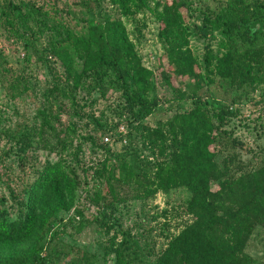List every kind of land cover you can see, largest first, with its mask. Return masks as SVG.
Listing matches in <instances>:
<instances>
[{
  "label": "trees",
  "instance_id": "obj_1",
  "mask_svg": "<svg viewBox=\"0 0 264 264\" xmlns=\"http://www.w3.org/2000/svg\"><path fill=\"white\" fill-rule=\"evenodd\" d=\"M104 1L120 16L143 9L151 12L166 58L159 78L170 89L178 91L172 84L175 79L198 80L210 74L233 86L264 85V0H223L217 10L204 7L200 24L194 28L201 37L217 31L220 39L216 52L204 46L201 65L188 48L190 0ZM19 11V4L6 0L2 13ZM56 33L59 38L48 43L47 53L62 66L71 103L74 92L83 87L95 90L101 98L115 93V113L126 121L125 142L118 135V152L107 146L112 140L100 145L107 156L92 174L102 178L104 185L88 197L90 202L98 206L106 194L113 201L123 200L114 192L116 184L130 188V198L185 188L184 210L191 220L167 240L155 263L250 264L246 242L255 226L264 227V162L247 168L239 159L235 151L239 141L223 128L235 111L225 107L211 111L199 99L151 127L143 120L158 104L152 73L141 64L119 17H90L82 31L62 27ZM57 89L52 86L48 92ZM40 114L37 140L43 148L55 141L58 157L29 169L18 213L9 215L0 208V264H49L43 250L57 232L56 214L68 211L77 197L79 179L74 164L80 161V145L76 143L71 152L72 161L63 157L61 152L72 144L71 139L67 134L45 135L51 123L48 114ZM256 118L264 135V101ZM66 129L73 132L72 127ZM29 139L21 140L29 146ZM135 141L148 152L142 160ZM100 206L103 210L111 203ZM110 252L111 264H129L125 241L110 243Z\"/></svg>",
  "mask_w": 264,
  "mask_h": 264
},
{
  "label": "rangeland",
  "instance_id": "obj_2",
  "mask_svg": "<svg viewBox=\"0 0 264 264\" xmlns=\"http://www.w3.org/2000/svg\"><path fill=\"white\" fill-rule=\"evenodd\" d=\"M10 1L19 4L20 11L3 15L6 0H0V208L9 215L18 213L21 187L29 169L58 157L55 141L47 142L43 148L35 134L42 120L40 111H44L51 123L45 135L67 134L71 139L72 144L61 152L63 157L72 161L71 152L76 143L80 145V161L74 164L79 179L77 197L68 211L56 214L57 232L47 239L43 250L49 264H111L110 243L121 241L129 246V264H156L155 258L167 240L191 220L184 210L188 192L177 187L156 191L146 198H130L131 189L116 184L114 192L123 200L113 201L106 194L98 206L90 202L88 197L104 185L102 178L92 174L107 156L100 147L102 137L110 136L112 142L107 146L111 152H118L121 143L117 126L126 125V121L115 113V93L101 98L95 90L83 87L74 92L71 103L62 66L47 53L48 43L59 38L56 32L62 27L82 31L90 17H119L141 64L152 73L158 104L143 122L155 126L199 99L211 111L224 107L234 110L235 115L226 120L223 128L239 141L235 151L247 168L264 162V135L261 121L256 118L264 101V85L233 86L210 74L198 80L175 79L172 84L178 91L170 89L159 78V70L166 62L164 45L148 9L120 16L104 0ZM222 1L190 0L188 48L199 65L204 46L216 52L220 36L213 31L201 37L194 25L200 24L205 6L217 10ZM52 86L58 89L48 92ZM67 127H72L73 132ZM25 137L30 138L29 146L21 140ZM133 144L142 160L147 150L138 141ZM106 202L111 206L102 210L100 205ZM244 250L252 257L250 264H264V227H254Z\"/></svg>",
  "mask_w": 264,
  "mask_h": 264
},
{
  "label": "built area",
  "instance_id": "obj_3",
  "mask_svg": "<svg viewBox=\"0 0 264 264\" xmlns=\"http://www.w3.org/2000/svg\"><path fill=\"white\" fill-rule=\"evenodd\" d=\"M117 128H118V132H119V135L121 136V143H124L125 142V140H124V137H123V135H124V133H125V127H124V125L122 124V123H119L118 124V126H117ZM112 140V138H110V136H103L102 137V141L103 142H110Z\"/></svg>",
  "mask_w": 264,
  "mask_h": 264
}]
</instances>
